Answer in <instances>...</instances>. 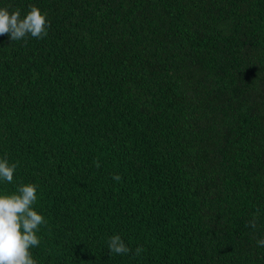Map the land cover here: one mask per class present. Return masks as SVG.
<instances>
[{
  "label": "trees",
  "instance_id": "trees-1",
  "mask_svg": "<svg viewBox=\"0 0 264 264\" xmlns=\"http://www.w3.org/2000/svg\"><path fill=\"white\" fill-rule=\"evenodd\" d=\"M29 5L48 35L0 36V194L37 186V264H264V0H0Z\"/></svg>",
  "mask_w": 264,
  "mask_h": 264
},
{
  "label": "clouds",
  "instance_id": "clouds-1",
  "mask_svg": "<svg viewBox=\"0 0 264 264\" xmlns=\"http://www.w3.org/2000/svg\"><path fill=\"white\" fill-rule=\"evenodd\" d=\"M50 26L46 14L35 5H29V11L22 16L19 9L9 11L0 8V36L8 35L11 41H19L27 36L43 39L48 35ZM96 167H100L99 161ZM17 165L9 163L5 157L0 159V180L11 183ZM113 179L119 181L121 176L114 174ZM37 201V186L32 183L21 184L15 192L0 194V264H37L31 249L38 247L40 239L37 233L40 226L46 224L45 218L34 210ZM250 227L256 228V217L249 221ZM264 246V238L257 241ZM109 252L118 255L132 251L119 235L108 240ZM142 248L135 249L139 256Z\"/></svg>",
  "mask_w": 264,
  "mask_h": 264
}]
</instances>
